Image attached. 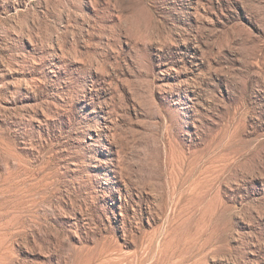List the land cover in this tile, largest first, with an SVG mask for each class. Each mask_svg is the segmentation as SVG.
<instances>
[{
    "label": "rangeland",
    "instance_id": "374dc122",
    "mask_svg": "<svg viewBox=\"0 0 264 264\" xmlns=\"http://www.w3.org/2000/svg\"><path fill=\"white\" fill-rule=\"evenodd\" d=\"M0 264H264V0H0Z\"/></svg>",
    "mask_w": 264,
    "mask_h": 264
}]
</instances>
